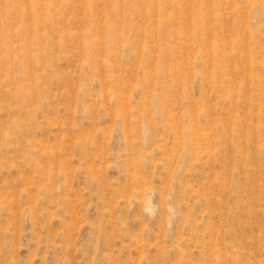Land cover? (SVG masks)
Returning a JSON list of instances; mask_svg holds the SVG:
<instances>
[{
  "label": "rangeland",
  "instance_id": "374dc122",
  "mask_svg": "<svg viewBox=\"0 0 264 264\" xmlns=\"http://www.w3.org/2000/svg\"><path fill=\"white\" fill-rule=\"evenodd\" d=\"M154 1L0 0V264H264V41Z\"/></svg>",
  "mask_w": 264,
  "mask_h": 264
},
{
  "label": "bare ground",
  "instance_id": "6f19581e",
  "mask_svg": "<svg viewBox=\"0 0 264 264\" xmlns=\"http://www.w3.org/2000/svg\"><path fill=\"white\" fill-rule=\"evenodd\" d=\"M154 3L159 16L170 12L175 36L186 40L198 36L233 38L240 43L247 41V46L253 42L260 46L264 41V0H155ZM158 24L162 25L160 19ZM188 26L191 32L187 31ZM240 29L242 33H238ZM260 49L264 52V48Z\"/></svg>",
  "mask_w": 264,
  "mask_h": 264
}]
</instances>
